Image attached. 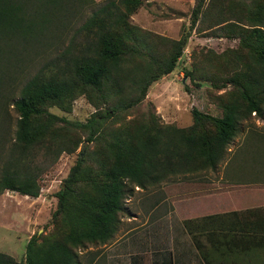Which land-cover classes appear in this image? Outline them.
<instances>
[{
    "label": "trees",
    "instance_id": "1",
    "mask_svg": "<svg viewBox=\"0 0 264 264\" xmlns=\"http://www.w3.org/2000/svg\"><path fill=\"white\" fill-rule=\"evenodd\" d=\"M73 1L0 0V127L1 119L10 120V104L18 113L14 137L8 146L4 136L7 129L0 130V193L10 189L21 195L38 196L40 187L36 178L44 167L36 160V149L47 143L48 151L53 145L58 153L71 151L82 141L77 132L72 137L66 134L75 128L85 132L87 141L80 147L74 164L55 193L57 206L51 220L57 229L61 225L66 227L63 236L42 243L39 233L34 232L25 244L26 264H76V247L85 246L86 242H108L115 234L126 180L146 187L149 182L159 181L181 169L216 168L224 159L239 122L249 118L252 112L261 114L263 111L264 28L261 22L264 0H247L248 16H253L254 20L251 23L219 17L211 25L218 28L215 34L237 37L238 46L245 51L239 56L245 58L241 60V67L236 64L237 68L227 76L233 88L226 91L220 116L193 106V121L187 126L157 122L153 117L148 122L133 124L130 130L117 126L108 134L103 133L106 117L112 118L120 109L141 101L151 81L173 69L182 55L186 32L178 39H170L173 49L165 61L157 63L158 73H153L150 62L146 61L144 67L148 74L142 81L131 80L138 95L128 100L118 96L111 111L95 110L86 120L79 121L48 109L49 104H55L68 110L61 99L77 86L94 88L104 97L103 83L112 79L111 69L136 58L142 51L144 43L139 31L146 30L129 20L142 0H108L101 5L78 29L84 32L85 40L79 50L63 53L69 78L62 77L59 66L49 72L40 68L20 86L19 95L14 96L17 77L4 65L9 52L15 57L18 45L40 40L47 32L53 34V26L64 19V12ZM205 1L196 0L191 12L192 24L201 15ZM64 29H67L64 24L57 28L58 31ZM185 73L198 84L199 77L194 76L193 69H185ZM79 93L87 94V91L80 89ZM55 132L61 133L60 143L57 144V140L56 145L49 139ZM90 141L98 142L97 147H91ZM221 226L240 231V236L232 239L239 250L255 249L259 244L263 247L264 205L237 210L233 219L223 220ZM254 227L259 233L253 231ZM249 236H257L254 244L247 240ZM0 264H16V260L11 254L0 251Z\"/></svg>",
    "mask_w": 264,
    "mask_h": 264
},
{
    "label": "rangeland",
    "instance_id": "2",
    "mask_svg": "<svg viewBox=\"0 0 264 264\" xmlns=\"http://www.w3.org/2000/svg\"><path fill=\"white\" fill-rule=\"evenodd\" d=\"M107 1L74 0L64 12V19L53 26V34L47 32L40 40L18 45L15 57L9 52L8 62L4 65L17 77L14 96L19 95L20 86L40 68L49 72L59 66L62 77L69 78L63 53L69 51L72 54L79 50L85 41L84 32H78L79 27ZM195 2L142 0L129 16L132 23L146 30L139 31L144 43L140 48L142 51L136 58L111 69L112 79L103 83L104 97L94 88L77 86L61 99L63 107L68 110L55 104H49L48 109L79 121L86 120L95 110L111 111L110 107L118 96L128 100L138 95L131 80L142 81L148 74L144 67L146 61L150 62L152 72L158 73L157 63L165 61L173 49L170 39H178L186 32L188 36L182 55L177 58L173 69L152 80L141 101L120 109L112 118L106 117L103 133L108 134L117 126L130 130L133 124L148 122L153 117L157 122L187 126L193 121V106L220 116L226 91L233 88L227 76L234 72L236 64L241 67V60L245 58L239 56L245 51L238 46L237 37L215 34L218 28L211 25L219 17L240 19L241 23L254 20L253 16H248L247 0H206L201 15L192 24L191 12ZM261 23L264 28V18ZM60 24L67 29L58 31ZM185 69H193L194 76L199 77L198 84L185 73ZM80 89H85L87 94L79 93ZM11 106H8L10 120L1 119L0 130L7 129L4 135L6 146L13 140L18 117ZM75 132L80 134L82 141L71 151L58 153L54 145L48 151L47 143L36 149V160L44 167L36 178L40 187L37 197L21 195L10 189L0 193V251L11 254L16 264H26L25 244L34 232L39 233L38 239L42 243L63 236L66 227L61 225L57 229L51 218L57 206L55 193L74 164L80 147L87 144L85 132L81 129H70L66 134L72 137ZM49 139L55 145L58 140L59 144L61 133L55 132V136ZM97 143L90 141L89 145L96 148ZM184 170L188 169L169 173L159 181L149 182L146 187L126 180L115 234L108 242H86L85 246L76 247V264H130L134 252L145 247L166 249L183 222L180 219L187 223L188 216L199 213L203 216L212 212L234 213V209L264 205V184L260 183L264 182V105L261 114L252 112L249 118L239 122L236 134L227 145L225 157L216 168L197 167L182 172ZM255 237L249 236L247 240L254 244ZM239 249L223 250L219 254L222 264H264V245L259 244L247 251ZM192 258L196 260L194 256Z\"/></svg>",
    "mask_w": 264,
    "mask_h": 264
},
{
    "label": "crops",
    "instance_id": "3",
    "mask_svg": "<svg viewBox=\"0 0 264 264\" xmlns=\"http://www.w3.org/2000/svg\"><path fill=\"white\" fill-rule=\"evenodd\" d=\"M264 184V182H260ZM37 197V196H32ZM247 207L241 208L246 209ZM251 208V207H248ZM234 213L212 212L205 216L199 213L188 216L187 223L181 222L172 243L166 249H147L134 252L130 264H221L219 256L222 250L233 249V237H239L240 231L234 228H223V220L233 219ZM232 210V209H231ZM181 234V236L179 235ZM149 253V257L148 254ZM194 256L196 260L192 258Z\"/></svg>",
    "mask_w": 264,
    "mask_h": 264
}]
</instances>
